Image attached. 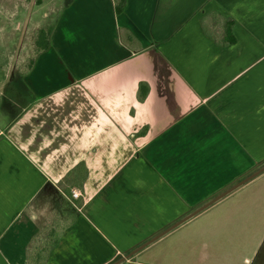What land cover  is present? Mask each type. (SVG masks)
I'll list each match as a JSON object with an SVG mask.
<instances>
[{
	"label": "crops",
	"instance_id": "0c3cea01",
	"mask_svg": "<svg viewBox=\"0 0 264 264\" xmlns=\"http://www.w3.org/2000/svg\"><path fill=\"white\" fill-rule=\"evenodd\" d=\"M41 5L0 0V264H109L264 157V0ZM263 218L264 172L119 264H261Z\"/></svg>",
	"mask_w": 264,
	"mask_h": 264
},
{
	"label": "rangeland",
	"instance_id": "374dc122",
	"mask_svg": "<svg viewBox=\"0 0 264 264\" xmlns=\"http://www.w3.org/2000/svg\"><path fill=\"white\" fill-rule=\"evenodd\" d=\"M22 1H24V0H22ZM29 1H31V0H25V3L27 4V2H29ZM50 2H53V0H40V4H43V6L41 5L38 7V11L36 12V15L39 14L40 16H42L45 12L46 7L48 8ZM53 4L54 3H52V5ZM51 19L52 18H50L48 20H51ZM42 20H43L42 18H39L38 19L39 23L42 22ZM44 20H46V19H44ZM38 21H37V24H38ZM262 163H264V157L261 158L260 161L257 162L251 169H249L248 171H245L240 177L245 176L249 172L253 171L256 167H258ZM240 177H238V178H240ZM233 182H235V181H233ZM252 232H255V233L253 235H251V233L245 231L244 235H246V236H244V235L243 236H244V238H246V242L244 245L242 244V246H241V251H242L241 253L242 254L240 256H239V254H237V251H240L239 245H237L235 242L233 245H230V249L227 252V254L229 255V259L232 260L233 259L232 257H236V255L238 256L239 259L251 258L252 254H255V252H258L259 256L257 257V259H259L261 264L264 263V218L261 219L260 228L259 229L257 228L256 230L254 228V230ZM253 250H255L254 253L252 252ZM247 262L248 261L246 259H244V263L246 264Z\"/></svg>",
	"mask_w": 264,
	"mask_h": 264
},
{
	"label": "water",
	"instance_id": "95a60500",
	"mask_svg": "<svg viewBox=\"0 0 264 264\" xmlns=\"http://www.w3.org/2000/svg\"><path fill=\"white\" fill-rule=\"evenodd\" d=\"M264 172V163L260 164L258 167H256L253 171L249 172L248 174H246L245 176L241 177L240 179H238L237 181H235L234 183H232L231 185L227 186L226 188L222 189L221 191H219L217 194H215L214 196H212L211 198L207 199L205 202H203L202 204L198 205L195 209H193L192 211H190L189 213H187L186 215L182 216L180 219H178L177 221L173 222L172 224H170L169 226L165 227L164 229H162L160 232H158L157 234L153 235L152 237L148 238L146 241H144L143 243L137 245L135 248H133L131 251L127 252L125 255L120 256L119 258H117L116 260L112 261L109 264H119L121 262H123L124 260L128 259L130 256H132L134 253H136L138 250H140L141 248L145 247L146 245L150 244L151 242H153L154 240H156L157 238L161 237L162 235H164L165 233H167L169 230H171L172 228L178 226L179 224L183 223L185 220L191 218L192 216H194L195 214L199 213L201 210L205 209L206 207L210 206L211 204H213L214 202H216L217 200H219L220 198H222L223 196H225L226 194L230 193L231 191H233L234 189H236L237 187L241 186L242 184H244L245 182H247L248 180L256 177L257 175H259L260 173Z\"/></svg>",
	"mask_w": 264,
	"mask_h": 264
},
{
	"label": "trees",
	"instance_id": "16d2710c",
	"mask_svg": "<svg viewBox=\"0 0 264 264\" xmlns=\"http://www.w3.org/2000/svg\"><path fill=\"white\" fill-rule=\"evenodd\" d=\"M120 10V6L117 5L116 6V11ZM234 20L231 17H226L224 24H223V28H222V38L219 40L217 38H214V36L212 34L209 33V35L215 40V41H219L222 43H231L235 41V37L233 35L232 32V26H233ZM206 31V30H205ZM208 33V32H207ZM36 45L38 48H45L48 44L45 36H44V32L43 30H39L38 34H37V39L35 41ZM75 198H71V200L73 201Z\"/></svg>",
	"mask_w": 264,
	"mask_h": 264
},
{
	"label": "built area",
	"instance_id": "2783aa9c",
	"mask_svg": "<svg viewBox=\"0 0 264 264\" xmlns=\"http://www.w3.org/2000/svg\"><path fill=\"white\" fill-rule=\"evenodd\" d=\"M70 196H71V198H78L81 196V193L78 189L73 188L70 190Z\"/></svg>",
	"mask_w": 264,
	"mask_h": 264
}]
</instances>
